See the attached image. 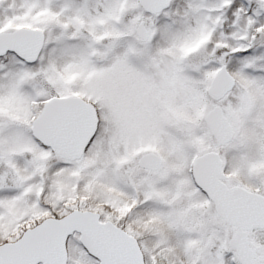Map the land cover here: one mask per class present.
Masks as SVG:
<instances>
[{
    "label": "snow or ice",
    "instance_id": "obj_1",
    "mask_svg": "<svg viewBox=\"0 0 264 264\" xmlns=\"http://www.w3.org/2000/svg\"><path fill=\"white\" fill-rule=\"evenodd\" d=\"M0 264H264V0H0Z\"/></svg>",
    "mask_w": 264,
    "mask_h": 264
}]
</instances>
